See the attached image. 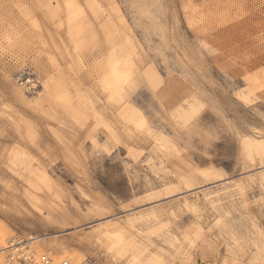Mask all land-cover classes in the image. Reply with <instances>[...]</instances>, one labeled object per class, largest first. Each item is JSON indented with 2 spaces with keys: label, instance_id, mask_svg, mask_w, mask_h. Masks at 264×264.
<instances>
[{
  "label": "rangeland",
  "instance_id": "obj_1",
  "mask_svg": "<svg viewBox=\"0 0 264 264\" xmlns=\"http://www.w3.org/2000/svg\"><path fill=\"white\" fill-rule=\"evenodd\" d=\"M0 264H264V0H0Z\"/></svg>",
  "mask_w": 264,
  "mask_h": 264
},
{
  "label": "clouds",
  "instance_id": "obj_2",
  "mask_svg": "<svg viewBox=\"0 0 264 264\" xmlns=\"http://www.w3.org/2000/svg\"><path fill=\"white\" fill-rule=\"evenodd\" d=\"M115 65H125L127 64L126 58L123 56H117L114 61ZM101 84L110 92L112 95H121L124 90L131 86L130 79L127 74H116L109 77H102Z\"/></svg>",
  "mask_w": 264,
  "mask_h": 264
}]
</instances>
